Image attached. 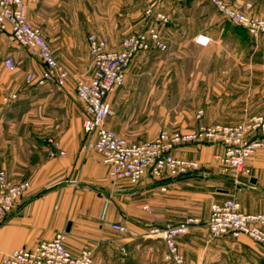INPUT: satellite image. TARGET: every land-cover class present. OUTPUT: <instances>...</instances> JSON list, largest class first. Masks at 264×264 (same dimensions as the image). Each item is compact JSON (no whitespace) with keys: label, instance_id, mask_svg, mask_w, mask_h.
Instances as JSON below:
<instances>
[{"label":"crops","instance_id":"obj_1","mask_svg":"<svg viewBox=\"0 0 264 264\" xmlns=\"http://www.w3.org/2000/svg\"><path fill=\"white\" fill-rule=\"evenodd\" d=\"M23 1L28 21L42 31L70 78L61 90L55 83L28 86L25 77L42 71L40 61L0 34V172L31 184L14 212L0 219V261L65 232L68 250L91 251L94 264H172L164 259L165 244L148 240L147 229L194 217L201 223L177 237L184 264H264L262 245L246 236L213 237L207 226L212 204L229 199L242 213H264V150L248 161L250 174L234 180L215 161L219 145L182 146L175 156L198 161L201 171L165 182L148 176L132 186L113 184L101 156L85 148L76 83L93 73L87 37L106 38L109 50L120 51L123 39L142 29L143 11L156 0ZM226 1L245 11L243 4H251L250 12L264 16V0ZM157 10L168 22L150 24L168 50L136 55L123 86L108 99L114 111L109 130L142 143L161 129L189 132L264 114L249 108L264 105V39L251 49L248 32L202 0H162ZM200 36L207 46L197 44ZM6 57L14 59L16 71L7 70ZM248 89L261 91L250 103ZM11 95L17 99L5 102ZM49 139L60 142L64 156H49ZM115 224L128 232L113 230Z\"/></svg>","mask_w":264,"mask_h":264},{"label":"built area","instance_id":"obj_2","mask_svg":"<svg viewBox=\"0 0 264 264\" xmlns=\"http://www.w3.org/2000/svg\"><path fill=\"white\" fill-rule=\"evenodd\" d=\"M156 0L146 10L147 23L140 31L125 37L120 51L108 49L106 38L89 34L87 44L93 59V73L88 81L76 83V95L84 109L83 130L86 134L85 148H93L108 168V176L113 184L127 182L137 186L150 176L158 182L188 177L201 171L198 161L175 156L179 147L193 144H214L222 148L215 155L222 173L234 180L249 175L248 161L259 151L264 150V116L247 117L237 125H202L189 131H169L162 129L153 140L131 143L107 128L114 111L108 102L125 82V72L136 55L153 49H168L159 31L151 22L167 23L168 18L158 12ZM213 5L217 11L232 24L245 29L258 39L264 36V17L248 15L237 3L226 0H202ZM0 34H6L10 42L24 48L28 54L38 59L42 71L39 74L27 73L28 86L45 87L55 83L63 89L70 78L68 70L57 60L43 36L42 31L30 24L23 0H0ZM8 71L14 72L16 64L12 57L4 60ZM17 99V95L5 98V102ZM203 112L198 113V117ZM52 150L50 157L64 156L60 142L49 139ZM29 181L14 183L6 174L0 172V219L9 217L21 199L30 191ZM166 191V187H162ZM201 223L198 218L188 217L183 222L170 225H151L146 237L162 241L166 252L164 259L172 264H184L177 237L187 234L191 227ZM213 237L230 236L239 239L246 236L264 247V213L245 214L240 211L234 199L211 206L207 222ZM121 234L128 227L120 224L112 226ZM66 233H58L52 240L41 241L32 248H20L6 255L0 264H94L92 252L83 250L73 255L65 245ZM126 254V251H124Z\"/></svg>","mask_w":264,"mask_h":264},{"label":"rangeland","instance_id":"obj_3","mask_svg":"<svg viewBox=\"0 0 264 264\" xmlns=\"http://www.w3.org/2000/svg\"><path fill=\"white\" fill-rule=\"evenodd\" d=\"M228 2V1H227ZM229 3H231V2H229ZM241 6V5H240ZM243 6L245 7V9H247V11H245V10H243L242 8H241V10L243 11V12H245L246 14H250V15H254V16H258V17H264V16H259V15H257V14H254V13H252V12H250V10L252 9V5L251 4H243ZM242 7V6H241ZM147 8V7H146ZM144 9V11H143V18H142V21H141V25H140V28L139 29H141V28H143V27H145V26H147L148 24H147V18H146V10L147 9ZM223 17V16H222ZM143 24V25H142ZM234 25V24H233ZM236 26V25H235ZM38 28V27H37ZM249 35V34H248ZM250 36V35H249ZM127 37V36H126ZM250 39H251V49L253 48V49H258V48H260V45H261V42L263 41V39H264V36H262V37H260V38H258V39H255V38H253V37H251L250 36ZM198 42H197V44L198 45H200V46H207L209 43H208V41H206L202 36H200V37H198ZM168 50V49H167ZM166 50V51H167ZM17 69V68H16ZM16 71V70H15ZM239 92V91H238ZM247 93H248V102L250 103V102H253V101H255V96L257 97V95H259V94H261V91H260V93L259 92H256V90H252V89H248L247 90ZM264 98V97H263ZM261 102H264V99H262L261 100ZM249 108L250 109H263L264 110V105H251V107L249 106ZM249 112V111H248ZM254 115H257V114H254ZM259 115H263L264 116V114H262V113H259ZM248 117H250V116H248ZM243 121H241V122H227V123H219V124H222V125H237V124H240V123H242ZM162 130V129H161ZM260 151V150H259ZM148 240H150L151 241V239H148ZM143 257V256H142Z\"/></svg>","mask_w":264,"mask_h":264}]
</instances>
